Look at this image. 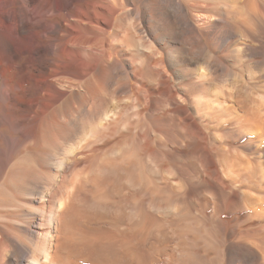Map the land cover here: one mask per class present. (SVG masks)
I'll use <instances>...</instances> for the list:
<instances>
[{
    "label": "bare ground",
    "instance_id": "6f19581e",
    "mask_svg": "<svg viewBox=\"0 0 264 264\" xmlns=\"http://www.w3.org/2000/svg\"><path fill=\"white\" fill-rule=\"evenodd\" d=\"M233 67L264 79V0H0V264L87 260L71 247V223L84 197L111 187L110 153L135 141L139 187L153 202L144 243L158 237L164 185L191 182L229 217L217 219L224 247L207 262L264 264V96L250 88L233 105L207 87ZM222 111L241 149L219 137ZM181 154L190 162L174 164L177 174L159 163Z\"/></svg>",
    "mask_w": 264,
    "mask_h": 264
},
{
    "label": "rangeland",
    "instance_id": "374dc122",
    "mask_svg": "<svg viewBox=\"0 0 264 264\" xmlns=\"http://www.w3.org/2000/svg\"><path fill=\"white\" fill-rule=\"evenodd\" d=\"M233 68L234 71L232 73L224 72L222 73V75L223 74L224 75L218 77L217 80L214 79L213 81L212 80L210 81L209 79V83L207 87L210 89L209 91L210 94H212L213 92L214 93L217 92L218 95L221 94L220 95L221 97H223L225 100H227L233 105L236 102L235 101L236 98L234 97L236 96L241 98L247 97L246 96L248 93L247 91L250 88L256 91L257 92L256 94L258 96H264V88L261 87V84H264V79L261 73L258 72L259 70L258 71L256 70V72L253 73H251L248 70H244L243 73L239 74L240 76L237 77L238 75L234 74L235 72H237V69L235 67ZM252 83H257L258 88L257 86H255L256 84L253 85ZM259 87H261L262 89ZM120 94L121 93L110 97L113 98L110 99L113 105L115 104L119 105L118 104L119 102L116 100L120 99L119 100L120 104L122 103V101H125V94H123V92L121 95ZM250 99L251 98H249L248 101H250ZM236 100H238V98ZM222 114L223 115L221 116V119L223 120L224 123L221 124V128L217 131V133L220 132L219 137L222 136L221 138L223 139L224 144L229 145V147H234V148L240 147L241 149L240 145H243L244 141L241 139L239 140V138L237 137L241 132L236 130L237 129L235 127L236 120L231 115H229L228 111H222ZM232 119H234L235 121H233ZM232 130L233 132H231ZM236 131H238V133ZM192 147L193 148H191V146L186 147L187 148L186 151L188 150L192 151V149L194 150L195 149L194 145ZM256 150H257L256 148H252L248 151V154L252 158L256 157V160H259L257 158L258 155L256 153ZM138 151L140 153V147L137 141H135L133 142V144L131 142L130 144L126 145V147H124L121 153L119 154L114 153L113 151L110 153L112 159V163H111L112 165L109 167V169H107L106 173L104 174L105 175L104 178L108 179L107 182L111 184V187H113L114 190L109 186L107 191H105V193L102 194L101 196L99 195V197L96 199H93L92 197L87 199L89 196L83 198V200L84 199L86 200H84L85 202L83 201V204H81L80 206L81 211L78 213V216H80L81 221L78 222L74 220L75 222L72 221L71 223V227L73 226L72 231L75 228L77 230L79 229L78 231L75 229L76 233L73 231V236H75L74 233L75 234L78 233L77 234L78 237L77 236L74 237L76 243H73L71 247L74 249L76 253H78L79 251L82 253L81 254L79 252L78 253L79 256L84 257L88 261L91 260L90 262L84 260L83 262L84 264L85 263L87 264H95V263L96 264H147L149 258H155V257L159 258V255L166 257V259L170 262V264H211L210 262H207L206 259L208 258L207 255L214 257L215 249H217L218 251H222L224 247V240H223L224 237H223V231L221 232V228H224L225 227L224 225L226 224L224 223L222 224L223 226H221L220 224H218L217 219L219 220L221 218V220H223L229 217H227L225 213L224 214L221 213V215L218 216V213L213 208L214 205L212 204L213 199L209 195L201 193L202 189L204 188L202 185H197L189 181H188L189 183L183 181L182 184L179 185L180 187L178 188H177L178 185H174V187L177 189L173 188L172 185L170 186L164 185L163 189L166 188L167 189L164 190V192L162 191L161 194L162 196H160V198L158 199L159 200L158 206L160 210V216L158 222V228L160 230L158 229V237L150 238L147 243H144V241L141 240V238H143L145 234L144 232L145 229L148 227L151 221L152 211H150L151 210L150 207L153 202L149 197V194L148 193L147 195L144 194L143 193L144 191H142L141 187H139V181H138L139 170H138V160H137ZM123 153H127L129 157L131 156V154L132 156L134 155L133 156L134 158L132 156L130 157L131 159L129 158L130 163L129 162L124 163L123 161H121L122 159L120 155H122ZM110 156L108 157L110 158ZM171 156L169 158L168 157L166 158L165 155L163 156L161 155L159 157V163L161 162V164H163L165 163V161L170 163L168 169L169 174L171 172L177 174L173 168L174 164L178 166L180 163L190 162L188 161L187 158H184L186 156L185 155L182 156V154L181 156L178 155L177 156L178 158H176L175 155H171ZM179 156L182 157L183 159L180 158ZM144 162L147 163L146 166L150 164L149 161L147 162L146 158ZM173 162H176L177 164ZM128 163L130 164V166L128 165ZM165 175L168 176V173H166ZM131 185L133 187L130 190V193H127V195H119L118 193L114 192L117 189L120 190L123 189V187L125 188L126 186H131ZM135 186L137 187L135 188ZM110 197L113 198L111 199ZM223 206L224 204L222 205V209L224 208ZM89 216L90 218H88ZM217 216L218 218H216ZM76 218L77 217H75L74 219ZM84 218L86 219L88 218L89 220L87 219L86 222H84L85 220ZM110 219H115L120 222H123L125 228L123 227L124 228L123 230L118 231L117 230L118 226L115 225L114 227H112L113 224H112V220ZM212 221L215 223H213ZM81 223L82 225H80ZM101 226L102 228L107 227L106 229L114 230V235L112 234L113 231L107 232L104 229H103L104 231L103 230L100 231ZM216 230H220L219 232H221L220 235L218 236L219 238H216L215 235ZM91 233L93 234L94 237L92 236ZM210 233L213 234V236H210L211 235ZM102 234H104V236ZM114 236L115 238L113 239ZM85 237L90 238L88 239L89 242ZM211 238L214 240L216 239L217 241H215L213 244L214 240H211ZM162 252H166V253L163 254ZM167 252L170 254H168ZM169 255L172 257L168 258ZM218 258L219 260H222V256L218 255ZM219 263L220 262L216 261L213 264H219Z\"/></svg>",
    "mask_w": 264,
    "mask_h": 264
}]
</instances>
